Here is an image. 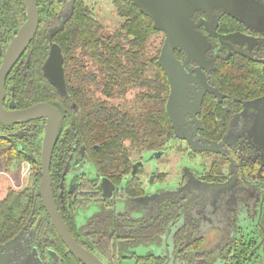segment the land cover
I'll return each mask as SVG.
<instances>
[{"label":"flooded vegetation","instance_id":"af4514ba","mask_svg":"<svg viewBox=\"0 0 264 264\" xmlns=\"http://www.w3.org/2000/svg\"><path fill=\"white\" fill-rule=\"evenodd\" d=\"M41 1L48 4L52 21L46 32L47 39L49 31L61 21L67 18L64 29L73 19L77 4L99 25L101 39L108 41L117 32L104 33L105 28L94 14L96 3H92L94 7H89L86 0H36V6ZM109 4L115 16L122 19L117 7L119 0H110ZM192 23L194 31L206 39L209 47L204 52L203 66L193 60L185 62L182 52H174L182 73L176 88L177 104L172 112L174 129L181 139L175 138L166 113L170 86L162 72L167 86L163 109L172 139L165 150L145 152L141 156L136 155L138 158L135 159L129 157L130 163H122L123 167L129 163L126 166L129 175L123 176L121 168L105 164L101 160L98 145H92L90 149L97 156V166L89 157L88 147L79 145L77 141L68 143L65 151L54 154L58 138H63L71 128L74 129L75 122L71 120L73 113H82L75 103L76 97H81V100L97 99V103L93 104L96 105V108L93 107L96 112L86 114L97 115L102 122L105 115L101 89L98 90L93 82L80 79L73 68L71 85L68 89L65 86L66 95L61 97L57 94L67 99L68 109L62 106L64 116L50 160V169L52 164L55 168L52 176L58 179L57 185L53 186L50 177L52 195L59 215L75 242L103 264H121L123 259H127L123 253L136 244L165 245L166 252L159 257L154 254L139 257L128 250L131 254L129 259H134L135 264H169V244L174 264H241L243 252L248 254L245 264L264 262V240L260 244L264 235V25L248 29L219 10H215L210 18L201 12L195 13ZM2 28L0 22L1 38L6 32ZM16 32L10 39L0 43L3 50ZM233 34L243 38L224 39ZM157 35L162 36V46L164 36L161 33ZM148 43L146 48L149 49ZM27 49L14 67L28 64V59L23 57ZM151 58L152 55H146V61ZM70 61L74 67L75 58L71 57ZM208 61H213L212 67ZM151 70V64L148 63V79H151ZM200 74H203V80ZM9 88L10 96H7L5 89L4 107L7 108L13 101L17 109L13 99L14 89L12 86ZM65 120L67 123L64 128ZM38 122L9 128L0 136L13 137L20 143H26V139L34 136L37 144L40 138L42 142L44 131V121ZM172 148L176 150L174 156L168 155ZM183 151L189 159H198V167L181 165L174 188L146 191L151 178L152 183L163 184L167 176L166 173H159L158 165L152 172L150 162H145L151 154L162 152L157 161L163 166L162 161L168 162V165L179 162L177 155L183 154ZM136 164L141 165L136 168ZM86 165L93 167V176L87 177L80 172ZM99 167L100 171L97 169ZM133 171L134 175L130 176ZM103 179L113 186L111 192L105 185L102 187ZM91 208L94 209L91 217L83 224H78V212H86ZM40 221V217L34 216L25 225L24 235L13 252L16 257L9 264H22L23 261L25 264H80L60 240L61 247L50 235L40 239ZM242 222L249 223L246 227L251 229L250 233L243 234L245 228ZM205 233H209V236Z\"/></svg>","mask_w":264,"mask_h":264},{"label":"trees","instance_id":"16d2710c","mask_svg":"<svg viewBox=\"0 0 264 264\" xmlns=\"http://www.w3.org/2000/svg\"><path fill=\"white\" fill-rule=\"evenodd\" d=\"M47 5L44 1L37 3V8L41 6L38 10V30L23 56L25 60L28 59V64L25 66L23 63L19 68L14 67L6 80L7 96H10L9 87L12 86L13 99L19 110L37 103L55 105L56 102L68 109L67 99L59 97L42 75L41 67L48 55L46 32L52 22ZM117 7L122 23L119 30L110 36L108 41L101 39L98 34L99 25L80 4H77L73 19L52 39V42L61 50L66 89L72 82L71 68L80 76V79L93 82L98 90L101 89L105 98H124L129 90L144 89L137 97L139 105H143L145 109L144 115L134 118L130 109L123 111L121 106L109 107L104 102L105 115L102 122L97 115L86 114L96 112L93 109L96 105L93 104L97 103V99L81 100V97H76L75 103L82 113H73L71 120L75 122L74 129L71 128L63 138H58L54 154L65 151L68 143L73 144L77 141L79 145L88 147L89 157L97 166V156L90 149L92 145H98L101 149L99 152L101 160L116 169L121 168L123 176H127L129 169L126 166L130 162L126 158L128 150L122 145L123 142L130 141L129 152L160 151L168 147L172 133L163 109L167 92L166 79L156 65L159 51L146 61V43L150 36L160 33L154 31L150 19L140 15L127 0H119ZM24 12L21 0H0V22L2 29H6L0 43L10 39L23 24ZM71 57L75 58L74 67L70 61ZM148 63L155 69L154 80L145 76ZM38 121L32 120L9 127L0 123V135L9 128L24 124H38ZM65 123L67 120L64 121V128ZM34 139L35 137L31 136V139L25 140L26 143H20L13 137L0 136V159L6 171L18 168L24 161L29 162L33 167L32 185L19 191L9 190L0 202V246L14 239L34 216L41 219L38 226L40 239L50 235L60 247L62 246L46 217L39 197L36 196L40 182L41 138L37 144ZM140 145L147 150L137 151ZM126 161L129 163L123 167L122 163ZM52 165L50 177L54 186L57 185L58 179L52 176L55 171ZM97 169L100 171V167ZM104 172L107 173V171ZM81 208L83 209L84 206L82 205ZM247 255L243 252L241 264H245Z\"/></svg>","mask_w":264,"mask_h":264},{"label":"water","instance_id":"95a60500","mask_svg":"<svg viewBox=\"0 0 264 264\" xmlns=\"http://www.w3.org/2000/svg\"><path fill=\"white\" fill-rule=\"evenodd\" d=\"M129 1L137 8L140 14L150 19L153 30L164 36L156 65L162 70L170 86V95L166 102V113L169 121L172 123L175 138L181 139L174 129L172 112L177 104L178 93L176 88L179 86V81L181 80L180 75L182 73V67L180 66V62L174 57V52H182L186 59L185 62L193 60L200 66H203L205 65L204 52L209 47L206 39L201 34L194 31V25L192 23L194 14L201 12L210 18L215 10H219L233 20L243 24L248 29H256L264 25V0ZM21 2L25 11V20L17 30L15 36L8 43L7 47L3 50L0 46V123L5 127H9L14 124L32 120L44 121L39 158L40 182L36 191V196L39 197L41 206L51 227L67 252L80 264H103L95 255L86 251L75 242L59 215L52 195L49 172L50 160L59 134V126L64 116L63 107L59 103L55 105L37 103L26 109L17 110L13 101H10L7 108L4 107L6 78L18 59L32 42L39 25L36 0H21ZM66 19L67 18L61 21L56 28L49 31V51L42 65L43 77L61 97L66 95L63 57L60 48L52 43V38L63 30ZM234 38L243 37H240L239 34L224 37V39L228 40ZM207 63H209L211 67L213 66V61H208ZM200 75L203 80V74ZM190 147L193 150L191 144ZM161 155L162 152H154L145 162L157 160ZM140 165L141 164H136L135 166L138 168ZM134 172L135 171H133L130 176H133ZM150 183H152V178L150 179ZM101 185L102 187L105 185L110 192L113 190V186L106 179L101 181ZM25 229L26 227H24L14 239L0 246V264H9L11 259L16 257V254L13 252L15 248L19 246ZM32 235H34V231ZM263 240L264 235L260 244L263 243ZM250 256L251 255H249L248 260ZM22 264H25V262L23 261Z\"/></svg>","mask_w":264,"mask_h":264},{"label":"rangeland","instance_id":"374dc122","mask_svg":"<svg viewBox=\"0 0 264 264\" xmlns=\"http://www.w3.org/2000/svg\"><path fill=\"white\" fill-rule=\"evenodd\" d=\"M86 3L89 7H94V5L92 6V3H96L95 7H94V14L96 15L97 20L99 21L100 24L103 25V27L105 28L104 33L105 34H113L114 31H117L118 26L121 25L122 23V19H118V17L115 16V12L111 6L110 0H86ZM148 45H149V49L148 47L146 48V52L148 54H146L148 57L150 55L154 56L155 54H157V52L160 50V46L162 43V36L161 35H154L150 38V40L148 41ZM151 53V54H150ZM154 75H155V69L152 68L151 70V79L154 80ZM146 76V75H145ZM148 78V75L146 76ZM141 91H144V89H133V90H129V92L126 94V96L124 98L119 97V98H102L103 101H105V103L109 106V107H116V106H121V108L123 109V111L130 109L131 113L133 114L134 118H137V116H142L144 115V111L145 109H143V105H139V102L137 100V97L139 94H141ZM100 98V96H99ZM122 145H124V147L128 150V152H126V158L128 159L129 157H131V159H135L138 158V156L140 153L143 154L145 151L142 152H133L129 150L131 149V145H130V141H125L122 143ZM173 149V148H172ZM142 150H147V148L143 147V145H140L137 151H142ZM133 153V154H132ZM174 153H176V150H171L170 152H168V155L174 156ZM183 154L181 155H177L178 157V161L176 164H170L168 165V162L165 163V161H162L163 166H161V162L157 161V160H152L150 161V164L152 165V172H154L156 170V166L158 165V171L159 173H166V180L163 182V184H159L157 182L150 184V180L148 181V186L146 191H153V190H157V189H167V188H174L175 185L177 184L178 181V175H179V171H180V166L182 165V167H191L192 168H197V160L193 159H189L186 155H184V151L182 152ZM136 156V157H135ZM181 156V157H179ZM165 157V156H164ZM165 159V158H164ZM163 159V160H164ZM177 159V158H176ZM30 167L31 173L27 174V171L23 168H27ZM16 168V167H15ZM32 165L27 162L24 161L22 163H20V165L18 166L19 169V173L23 172L26 174L24 179V187H29L30 185H32ZM83 174H86L87 177H91L93 176V172L94 169L91 165H86L85 167H83L81 169V171ZM150 179V178H149ZM144 180V179H143ZM23 188V187H22ZM94 213V209L91 208L88 211H79L78 212V217H77V223L78 224H83L85 222V220L89 217H91V215ZM254 220V219H253ZM243 223V222H242ZM249 223L245 222L243 223V228L244 229V235L250 233L251 229H248ZM248 230V231H247ZM206 236H209V233L205 234ZM167 251L169 253V264H174V259L172 258V247L169 246L167 247ZM216 249V248H215ZM214 249V250H215ZM130 253H134L137 254V256L139 257H144L150 254H154L155 257H159L162 256L163 252H166V247L165 245L159 247L156 244H151V245H143V244H136L134 246H131L129 249ZM128 250H126V252H124L123 254L127 257V259H123L121 261V264H135V260L134 259H129L131 258V254L128 253ZM262 257L264 258V253L262 254ZM202 264H204V262H202ZM206 264H219L218 262H207ZM264 264V262L262 263Z\"/></svg>","mask_w":264,"mask_h":264},{"label":"crops","instance_id":"0c3cea01","mask_svg":"<svg viewBox=\"0 0 264 264\" xmlns=\"http://www.w3.org/2000/svg\"><path fill=\"white\" fill-rule=\"evenodd\" d=\"M25 179L18 168L6 171L0 159V202L6 197L9 190L19 191L24 188ZM23 187V188H22Z\"/></svg>","mask_w":264,"mask_h":264},{"label":"built area","instance_id":"2783aa9c","mask_svg":"<svg viewBox=\"0 0 264 264\" xmlns=\"http://www.w3.org/2000/svg\"><path fill=\"white\" fill-rule=\"evenodd\" d=\"M26 170L27 171V174H29V173H31V170H30V167L28 166L27 168H23V170ZM23 170H22V172H21V175L23 176V177H25V173L23 172Z\"/></svg>","mask_w":264,"mask_h":264}]
</instances>
